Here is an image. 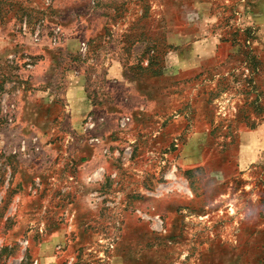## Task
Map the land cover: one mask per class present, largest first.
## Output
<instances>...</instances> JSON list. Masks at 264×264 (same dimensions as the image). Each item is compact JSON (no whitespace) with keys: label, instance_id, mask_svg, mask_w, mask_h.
<instances>
[{"label":"rangeland","instance_id":"1","mask_svg":"<svg viewBox=\"0 0 264 264\" xmlns=\"http://www.w3.org/2000/svg\"><path fill=\"white\" fill-rule=\"evenodd\" d=\"M258 11V0H0V264H264ZM35 47L57 74L123 69L114 127L99 115L78 127L93 134H74L63 76L50 109L19 91L31 83L15 66H34Z\"/></svg>","mask_w":264,"mask_h":264},{"label":"crops","instance_id":"2","mask_svg":"<svg viewBox=\"0 0 264 264\" xmlns=\"http://www.w3.org/2000/svg\"><path fill=\"white\" fill-rule=\"evenodd\" d=\"M258 14H257V27H258V33L261 36L262 39H264V0H258ZM205 43V42H204ZM208 44H198L196 47L198 49H202L203 47H210V40L207 42ZM217 41H212V45L216 47ZM67 51V50H66ZM33 54L32 58L35 60V65L33 66L32 70L27 71L22 70L20 66H15V70L18 73V77L20 79H26V75H28L27 79L30 80V85L28 86V89L26 91V87L24 84L22 85V89H19L20 92H23V94L27 96H32L31 99L35 101V105L40 106L41 103H44L48 109L50 107H53V101L51 100L52 94L54 93L55 87L62 86L63 82L59 78V82L56 84L55 82V75L56 76H63L64 85L67 86V90L69 91V95H73L71 97V101L69 104L66 105L68 108V111L70 112V116H68L69 124H71L70 130H79V124H83V121L88 120L89 116L92 118H96V116H103L105 115L107 119V123L109 124L108 128L114 127V123L119 120V115H117V110L113 109V104L117 105L119 102L117 101V97L120 95V87H122L120 81V76L123 74V69H117L116 66H111L110 68H104L102 70L93 69L89 71L88 68H62L59 70V74H57L58 69H56V65L54 63V66L50 64V62H56L57 58L55 57L52 61L48 60V64L44 65L42 60L43 57H49L50 54H53L52 52H45L41 47H35V49L32 51ZM200 56L199 59H207L212 58L213 55H215V52L211 50L207 53L197 52ZM69 56V55H67ZM198 55L192 56V60L199 59L197 58ZM64 58V57H63ZM17 62V61H16ZM10 63H14V61H11ZM120 72H119V71ZM79 73V75L77 74ZM77 74V75H76ZM26 79V80H27ZM95 79V80H94ZM91 86H97L98 90L100 89L103 93L105 92L108 97L110 98L111 103L99 106V102H93L89 96V88ZM25 89V90H24ZM79 90V93L76 91ZM129 90V89H128ZM75 94V95H74ZM75 97V98H74ZM90 99V100H89ZM28 100V99H27ZM11 104V102H9ZM32 104V105H34ZM122 104V103H121ZM42 105V104H41ZM119 106V105H118ZM120 107V106H119ZM68 112V113H69ZM93 115V116H92ZM70 117V118H69ZM74 128H73V127ZM82 126L80 127V130L78 133L80 134H93V132L84 133ZM101 131H103L101 129ZM100 128H99V132ZM74 132V131H72ZM71 132V134H73ZM99 132H96L97 134H100ZM95 133V132H94ZM257 132L251 131L246 132L243 134H246L242 137L241 142V149L243 152V148L248 149V140L251 138L252 134H256ZM74 134H76L74 132ZM159 134H162V132ZM242 159L244 161H247L248 154L246 152L242 153Z\"/></svg>","mask_w":264,"mask_h":264},{"label":"built area","instance_id":"3","mask_svg":"<svg viewBox=\"0 0 264 264\" xmlns=\"http://www.w3.org/2000/svg\"><path fill=\"white\" fill-rule=\"evenodd\" d=\"M27 28H26V24L23 25V30L25 31ZM52 31H53V35L51 37V44H53L54 46H56L57 44H59V41H61L65 35H64V31L61 27L59 26H55L54 28H52ZM42 39V29L41 28H38L33 36V41L35 43H40ZM80 51L85 53V51H87V46L85 43H82L81 44V48H80ZM14 59L13 56L10 57V60ZM13 61V60H12ZM33 68V64H31L30 62L28 64H26V69L28 70H31ZM88 123L87 124V127L88 129H93L95 127V123H94V119L92 117H89L88 118ZM130 121V118H125L123 120V126L126 125V122Z\"/></svg>","mask_w":264,"mask_h":264}]
</instances>
